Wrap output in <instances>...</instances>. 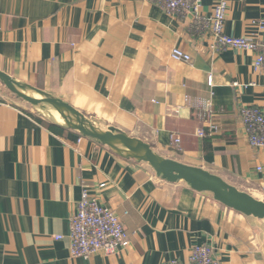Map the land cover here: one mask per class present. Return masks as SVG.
Here are the masks:
<instances>
[{"label": "crops", "instance_id": "1", "mask_svg": "<svg viewBox=\"0 0 264 264\" xmlns=\"http://www.w3.org/2000/svg\"><path fill=\"white\" fill-rule=\"evenodd\" d=\"M228 2L225 33L261 38L264 0ZM215 4L204 1L202 12ZM193 24L192 15L177 17L147 0H0V69L77 111L75 104L94 108L103 117L84 116L96 124L264 201L257 171L264 153L250 146L241 117L262 105L255 54L215 50L211 34ZM176 48L191 62L174 60ZM2 92L9 99L0 93V264L184 263L203 245L220 264H264L263 222L164 182ZM207 103L218 130L206 124ZM85 189L125 227L114 255H71L70 218Z\"/></svg>", "mask_w": 264, "mask_h": 264}, {"label": "built area", "instance_id": "2", "mask_svg": "<svg viewBox=\"0 0 264 264\" xmlns=\"http://www.w3.org/2000/svg\"><path fill=\"white\" fill-rule=\"evenodd\" d=\"M166 9L177 17L193 16V27L201 35L211 34L212 48L223 50L227 48L253 52L254 71L263 78L262 105L246 107L242 110V125L247 133L249 144L253 149L264 153V22L259 23L261 38L231 37L225 33V24L229 12L228 0H216L209 14L202 12L206 0H147ZM171 56L176 61L191 62V56L176 48ZM209 86L213 85V77L208 78ZM234 85H238L235 83ZM206 124L213 131L218 125L213 123L211 104L206 105ZM198 136L204 137V130L198 131ZM262 175L261 191L264 194V164L257 167ZM104 187V186H103ZM57 239H61L58 237ZM71 255L74 258H88L99 252L107 255L116 254L127 240V233L120 217L114 210L100 204L98 198L85 189L75 213L70 218ZM164 264H220L215 257L214 249L209 245L197 246L184 263L171 260Z\"/></svg>", "mask_w": 264, "mask_h": 264}, {"label": "water", "instance_id": "3", "mask_svg": "<svg viewBox=\"0 0 264 264\" xmlns=\"http://www.w3.org/2000/svg\"><path fill=\"white\" fill-rule=\"evenodd\" d=\"M0 83L21 102L30 105L36 114L55 126L74 131L108 147L121 158L151 168L164 182L182 184L195 192L210 195L225 208L264 223V201L238 189L220 176L168 158L144 141L111 128H104L79 112L75 114L57 109L44 98L39 89L24 85L1 69ZM53 112L59 114L62 122L53 117Z\"/></svg>", "mask_w": 264, "mask_h": 264}, {"label": "bare ground", "instance_id": "4", "mask_svg": "<svg viewBox=\"0 0 264 264\" xmlns=\"http://www.w3.org/2000/svg\"><path fill=\"white\" fill-rule=\"evenodd\" d=\"M39 91L42 93V95L44 96V98L47 99L55 108L64 110V111L69 112V113H75L76 114V112H79L75 108H73L71 105H69L68 103H66L65 101H63L62 99L57 98V97H55L53 95H50V94H46V93L42 92L41 90H39ZM82 116H84V115H82ZM53 117L57 121L62 122L61 117L59 116L58 113L53 112ZM111 129L117 130V129L113 128V127H111Z\"/></svg>", "mask_w": 264, "mask_h": 264}, {"label": "rangeland", "instance_id": "5", "mask_svg": "<svg viewBox=\"0 0 264 264\" xmlns=\"http://www.w3.org/2000/svg\"><path fill=\"white\" fill-rule=\"evenodd\" d=\"M38 88V87H37ZM39 89H41V88H39ZM2 90H6V91H8L1 83H0V93H2L3 94V96L4 97H6V98H8L9 99V97L6 95V94H4L3 92H2ZM9 92V91H8ZM12 95V94H11ZM12 96H14V95H12ZM12 96H10V98L12 99V100H14L16 103H18V104H20V105H24V106H27L28 108H30V109H32L33 110V108L32 107H30V105H27V104H24L23 102H21L20 100H18V99H13L14 97H12ZM74 105V104H73ZM76 106H78L79 108H78V110L83 114V115H95V116H98V117H103V115L101 114V113H99L98 112V114H95L93 111H95L94 110V108H90V109H83L81 106H79L78 104H75ZM34 111V110H33ZM55 114V113H54Z\"/></svg>", "mask_w": 264, "mask_h": 264}, {"label": "trees", "instance_id": "6", "mask_svg": "<svg viewBox=\"0 0 264 264\" xmlns=\"http://www.w3.org/2000/svg\"><path fill=\"white\" fill-rule=\"evenodd\" d=\"M210 148H211L210 140H207V141L205 142V150H210Z\"/></svg>", "mask_w": 264, "mask_h": 264}]
</instances>
